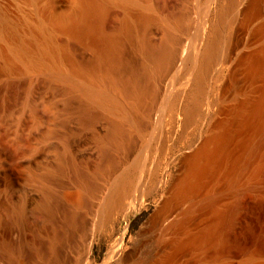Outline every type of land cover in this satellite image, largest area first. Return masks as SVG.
<instances>
[{
    "label": "bare ground",
    "instance_id": "obj_1",
    "mask_svg": "<svg viewBox=\"0 0 264 264\" xmlns=\"http://www.w3.org/2000/svg\"><path fill=\"white\" fill-rule=\"evenodd\" d=\"M33 32L0 264H97L122 222L100 264H264V0H73Z\"/></svg>",
    "mask_w": 264,
    "mask_h": 264
},
{
    "label": "rangeland",
    "instance_id": "obj_2",
    "mask_svg": "<svg viewBox=\"0 0 264 264\" xmlns=\"http://www.w3.org/2000/svg\"><path fill=\"white\" fill-rule=\"evenodd\" d=\"M72 10L73 0H0V99L3 95L7 97L10 94L14 95L8 103L0 102V134L4 140L3 147L0 149V170L4 174H7L9 168L8 144L12 124L18 118L22 119L25 116L22 113L25 92L30 85L34 86V96L39 102L42 97L41 81L44 76L40 63H31L19 56L12 60H9L8 57L12 56V48L15 45L24 46L36 54L37 47L34 48L29 43L36 26L43 21L48 24L50 18L56 15L67 16L72 13ZM2 19L6 22L5 26L2 25ZM49 30L51 39L56 43L60 32L54 28ZM261 217L260 225L264 230V212ZM123 225V222L116 224L114 230L109 228L101 235L93 252L97 264L103 261L112 238L119 232V226L123 227ZM256 227L255 231H259V228ZM75 257V251L71 250L69 260L72 261ZM186 258L189 259V264L197 262V258ZM184 260L185 257L178 263Z\"/></svg>",
    "mask_w": 264,
    "mask_h": 264
}]
</instances>
